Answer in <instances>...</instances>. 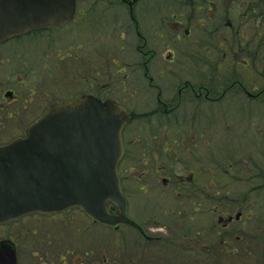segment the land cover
I'll return each mask as SVG.
<instances>
[{"label": "flooded vegetation", "instance_id": "1", "mask_svg": "<svg viewBox=\"0 0 264 264\" xmlns=\"http://www.w3.org/2000/svg\"><path fill=\"white\" fill-rule=\"evenodd\" d=\"M257 1L76 0L73 18L63 25L30 30L0 44V63L7 68L5 73L0 65V118L16 115L26 131L56 102L80 98L100 103L113 99L130 114L121 135L124 152L118 171L128 218L137 225L121 224L114 230L123 227L137 235L145 264H154L159 251L164 264H191L202 253L198 242L204 253L218 251L209 244L212 237L219 240L221 252L228 251L225 231L234 218L224 217V191L240 188L255 176L246 170L244 181L246 158L221 160L220 150L234 141L227 125L220 129L216 118L232 107L244 111L248 99L264 107V86L258 79L260 88L249 90L244 75L226 67L197 72L195 62H212L210 56L196 57L194 40L197 29L240 34L246 25H255ZM238 41L241 49L248 42L244 35ZM232 52L238 55L236 49ZM257 176L264 178V171ZM133 201L142 204L136 209L143 215L140 220L132 213ZM122 238L131 262L136 241ZM11 241L23 264L18 238ZM51 244L48 234L34 241L46 253L47 264H53ZM96 252L81 250L74 264H93Z\"/></svg>", "mask_w": 264, "mask_h": 264}, {"label": "water", "instance_id": "2", "mask_svg": "<svg viewBox=\"0 0 264 264\" xmlns=\"http://www.w3.org/2000/svg\"><path fill=\"white\" fill-rule=\"evenodd\" d=\"M74 5L75 0H0V42L30 29L61 26L73 17ZM129 120L115 100L57 102L24 138L1 146L0 224L72 207L103 225L132 223L117 171L121 132ZM0 264H18L8 241L0 242Z\"/></svg>", "mask_w": 264, "mask_h": 264}, {"label": "rangeland", "instance_id": "3", "mask_svg": "<svg viewBox=\"0 0 264 264\" xmlns=\"http://www.w3.org/2000/svg\"><path fill=\"white\" fill-rule=\"evenodd\" d=\"M243 30L239 34V30L233 32L223 28L221 33L210 34L202 29H197L195 35L197 41L193 39L196 43L194 54L199 59L210 56L208 60L212 63H204L201 59L198 63L195 62V70L200 73L222 72L226 67V70H238L241 75H244L249 90L253 86L259 88L261 85L264 86V45L259 42L261 38L264 40V32L251 24L246 25ZM243 35L247 37L248 42L244 41L241 49L238 39L242 38ZM192 38L190 37V39ZM200 42L208 46L203 48ZM208 49H212L211 55L206 54ZM234 49L238 55L232 52ZM6 51L7 54L12 52L9 47ZM7 54H3L4 58H7ZM246 57L248 64L245 66L242 62ZM1 60L4 62L3 59ZM254 63L260 67L261 71L256 72ZM0 65L6 73L5 65L2 63ZM219 66L220 68H218ZM1 78H3V74H1ZM258 79H260L261 85L257 84ZM1 91L2 85L0 84V93ZM262 100L264 101V96ZM257 106L248 99L247 105L243 108L244 111L238 107H232L233 110H227L223 118H216L220 129L225 131L227 125L226 129L229 130V135L234 141L231 145L226 143L224 149L220 150L223 155L221 160L234 163V160L239 162L246 158L249 166L247 167L244 162L242 163L244 165L243 177L246 170H253L255 178L254 181L251 180L250 183H246L240 188L224 191L223 209L226 211L224 217L227 218L232 215L235 218L239 213L242 216L240 221L234 220L225 231L227 235L229 234L226 237L229 253L218 255V252H212L209 256H205L201 246L202 242H198L195 246L202 250V253L198 252V259L190 260L191 264H201L210 261V259L212 264L218 260L222 261L221 264H264V178L257 176V174H262V170L264 171V107L263 104L262 107ZM0 119L2 122L0 146L23 136L25 130L18 124L20 118L16 115L12 119L7 117ZM132 204V213L135 218L140 220L143 215L142 213L138 215L136 209L142 204L136 201H133ZM34 231L35 235L32 239ZM44 234L50 235V241H52L48 254L51 255L52 253L53 264H74L81 256V250L89 252L92 249L97 251L93 264H104L103 258L109 259L108 264H145L147 261L143 248L138 246L135 233L128 232L127 228L123 227L117 232L94 225L78 209L53 216L28 215L16 225L0 226V239H5V237L18 238L23 264H47L44 248L40 247L43 251H39L34 246V241L37 238L41 239ZM126 235L132 240V244L136 241L133 249L134 257H132L131 262L128 260V258L130 259V254L127 255L128 250L123 244L118 246L119 241ZM214 241L212 239L205 243L212 244ZM232 250L236 251L231 252ZM154 251L153 249V251L146 252L147 256L153 255ZM155 253H157L158 258L155 256L154 264L160 262L164 264L162 251ZM90 261L92 262L91 258Z\"/></svg>", "mask_w": 264, "mask_h": 264}, {"label": "trees", "instance_id": "4", "mask_svg": "<svg viewBox=\"0 0 264 264\" xmlns=\"http://www.w3.org/2000/svg\"><path fill=\"white\" fill-rule=\"evenodd\" d=\"M254 7H255V14L254 15H255V18H256V27H257V29L262 30L264 32V0H258L255 3V6ZM259 42H261L264 45V40L262 38L259 40ZM212 239L215 240L214 237H212ZM213 244H215L216 246H218V251H217L218 253L217 254L218 255H221V253H223V252H221V245L219 244V240H215L213 242ZM234 251L235 250H232L231 252H234ZM224 254L225 253H223L222 255H224ZM204 255L205 256H209L210 253H205ZM216 263L221 264L222 261L221 260H218V262L215 261V264ZM201 264H212V262H211V259H210V261H208V262L205 261V262H202Z\"/></svg>", "mask_w": 264, "mask_h": 264}]
</instances>
